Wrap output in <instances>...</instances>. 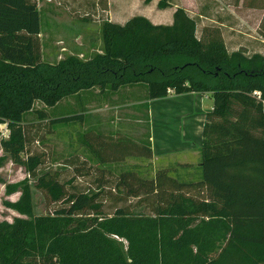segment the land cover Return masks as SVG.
<instances>
[{"label": "trees", "instance_id": "obj_1", "mask_svg": "<svg viewBox=\"0 0 264 264\" xmlns=\"http://www.w3.org/2000/svg\"><path fill=\"white\" fill-rule=\"evenodd\" d=\"M69 6L83 23L100 21L102 53L49 64L38 0H0V125L8 130L0 136V168L9 161L27 176L13 183L0 175L4 196L19 194L1 202L19 217L0 221V264H264V55L229 53L218 26L204 25L197 36L196 20L179 7L161 25L139 15L111 22L107 0L85 12ZM138 83L149 99L210 94L199 180L180 182L165 169L149 178L100 167L149 159L152 150L149 140L93 129L82 146L100 164L75 153L52 167L45 140L53 125L83 116L51 119L46 109L94 87L114 92ZM37 101L44 108L35 109ZM32 186L43 194V214L34 215Z\"/></svg>", "mask_w": 264, "mask_h": 264}, {"label": "rangeland", "instance_id": "obj_2", "mask_svg": "<svg viewBox=\"0 0 264 264\" xmlns=\"http://www.w3.org/2000/svg\"><path fill=\"white\" fill-rule=\"evenodd\" d=\"M157 1L158 0H154L153 9L151 4L145 5L138 2L135 7L130 8L124 13L131 18L136 17V15L150 19L153 17L154 19L160 20V22H162L160 24L167 25L168 23H165L164 20L167 19L171 6L169 9H158L156 7ZM241 1L242 0H170L172 4L181 2L189 8H196V12L199 15L204 13L209 14V18L212 20H217L220 23L222 22L224 26L218 28L220 29L222 39L229 53L240 49L247 56H251L255 53L264 55V0ZM38 9L41 18V36L39 38L41 42L40 49L42 50V61L53 64V62L57 61L58 56H61L62 59L70 56V54L77 56L81 60H87V58L97 53L96 51L103 50L101 34L99 32L100 26L92 22L83 23L78 20L77 17H73L72 15H70L71 17L68 16V9L71 10L69 2L67 5H60L57 0H38ZM146 14L149 16L147 17ZM194 18L198 26L200 25V21H203L202 18L200 19L197 16H194ZM207 25L217 27L214 23H207ZM200 29L201 30L196 34L197 36L201 34L202 28ZM89 47L93 50H90ZM97 89L82 91L78 94L62 98L54 107L46 109L51 119L57 116H70L71 114H81V116H83L82 121L75 120L69 123H55V125H53V132L47 135L45 140L48 145V150L51 153L50 159L52 167H55L61 159L75 153L84 156L93 164H97L98 161L96 159L94 160L91 154L82 146L83 134L88 131V127H102V124H104L105 121H109V119L121 121L123 118L127 117L138 118L142 116L143 110H139V112L126 108L120 110H108L105 108L106 111L102 110L104 108V103H102V101L108 99H106L105 92H102L99 88ZM134 90L135 89L130 90V93H132L131 95L138 97L143 89L142 87H138L136 92ZM207 96H209L208 98L212 101L210 94H207ZM114 97L117 96L114 95L113 98ZM34 108H44V106L41 102L37 101ZM97 109L100 110L96 111ZM24 118H26L27 121L36 120L33 113H26ZM141 127L142 128L135 132H131L130 130L129 132H131L132 137L139 138L134 140L146 142V140H148L147 125L142 124ZM122 128H124L123 125L121 126V129ZM128 148L123 147L120 151L127 150ZM1 155L2 152L0 150V156ZM146 162L147 161L141 157H128L121 161L103 163L100 167L108 168L115 173L134 170L142 177H153L157 172L154 173L155 170L153 167H157L158 165L155 166L147 164ZM183 174H190L193 179L197 180V178L200 179V176H202V170L194 163L190 171L175 168L173 172H170L169 176L176 177L180 180L183 178L181 176ZM0 175L4 181L13 183L20 182L27 177L23 169L14 166L9 161H6L0 168ZM29 184H31V180ZM31 193L34 215L47 212L43 194L35 190L33 186L31 187ZM18 196L19 194L17 193L5 197L4 186L0 185V221H12L14 216L19 217L16 212L5 208L1 203L6 198L10 201H15Z\"/></svg>", "mask_w": 264, "mask_h": 264}, {"label": "crops", "instance_id": "obj_3", "mask_svg": "<svg viewBox=\"0 0 264 264\" xmlns=\"http://www.w3.org/2000/svg\"><path fill=\"white\" fill-rule=\"evenodd\" d=\"M64 1H69L70 3L81 9V12H85V8L87 7V5L91 4V2H94L95 0ZM138 2L143 3L145 5L151 4L152 9L154 7V0L147 4L143 0H107V20L117 24H124L126 21L131 19V17L125 14L124 12L128 11L130 8L135 7ZM177 7L184 9V11L188 13V15L192 18H194V16H197L198 18L203 19V21H200V27L196 23V34L201 30L200 28L204 27V25L206 26L207 23H214L218 27L224 26L222 22L220 23L217 20L214 21L209 18V14L204 13L199 15L196 12V8H189L181 2L172 4L170 0L169 6L165 8H170L169 14L167 15V19L164 20L165 23H168L167 25H170V23L172 22L173 11ZM67 14L68 16H70L68 12ZM146 16L148 17L149 15L146 14ZM147 19L152 24L162 23L160 22V20L154 19L153 17H151V19ZM89 22L98 24V26L101 25L100 21H87L86 23ZM40 36L41 34L39 35V37ZM89 49L93 50L91 47H89ZM96 52L102 53L101 50H98ZM58 59H61V56H58ZM138 87H142L143 89L139 96L137 97L135 95H131L132 93H130V90L135 89L134 91L136 92V89ZM96 89L97 88L94 87L92 89H89L88 91ZM102 92H105L104 94L106 96V99H108L102 101V103H104V108L102 110L104 111H106L105 108L108 110H120L122 108H126L128 110L133 109L138 112L139 110H143L144 112L142 116H139L138 118L127 117L123 118L121 121L109 119V121H105L104 124H102V127L89 126L88 129H93L104 134L118 132L132 137V131L135 132L142 128V124H146L148 140L150 142V149L152 150V156L149 159L143 157L141 158L146 160L147 164H152L155 166L158 165L157 167H153V169L155 170L154 173L157 171V169L168 170L169 174L170 172H173L175 168L179 170L184 169L186 171H190L191 168L194 166V163L197 164V167L201 168V128L203 125L206 111L210 110L212 106V101L210 100V98H208L209 96H207V94L209 93L206 92L205 94H202L198 92H189L183 94H176L173 92H168L165 97L149 99L147 98V87L143 83H138L135 85H123L114 92H109L108 90H104ZM114 95L117 97L113 98ZM99 110L100 109H97L96 111ZM122 125L124 126V128L121 129ZM129 130L131 132H129ZM132 138L139 139L136 137ZM127 158L128 157H126L125 159ZM95 165H98V163ZM181 176L183 178H181L180 180L176 177L175 178L180 182L196 181L192 178L190 174H183ZM197 180L199 179L197 178Z\"/></svg>", "mask_w": 264, "mask_h": 264}, {"label": "built area", "instance_id": "obj_4", "mask_svg": "<svg viewBox=\"0 0 264 264\" xmlns=\"http://www.w3.org/2000/svg\"><path fill=\"white\" fill-rule=\"evenodd\" d=\"M8 130L6 129V125H5V123L4 124H1L0 125V136L2 137V138H4V137H8Z\"/></svg>", "mask_w": 264, "mask_h": 264}]
</instances>
